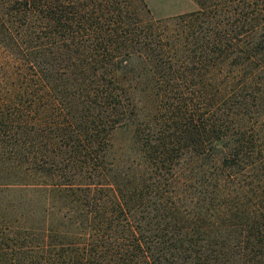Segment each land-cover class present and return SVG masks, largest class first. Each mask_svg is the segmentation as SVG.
<instances>
[{"label": "trees", "instance_id": "obj_1", "mask_svg": "<svg viewBox=\"0 0 264 264\" xmlns=\"http://www.w3.org/2000/svg\"><path fill=\"white\" fill-rule=\"evenodd\" d=\"M148 1L0 0V264H264V0Z\"/></svg>", "mask_w": 264, "mask_h": 264}, {"label": "rangeland", "instance_id": "obj_2", "mask_svg": "<svg viewBox=\"0 0 264 264\" xmlns=\"http://www.w3.org/2000/svg\"><path fill=\"white\" fill-rule=\"evenodd\" d=\"M151 13L156 19H164L195 11L198 7L194 0H149ZM116 142L123 143L124 136L117 133Z\"/></svg>", "mask_w": 264, "mask_h": 264}]
</instances>
